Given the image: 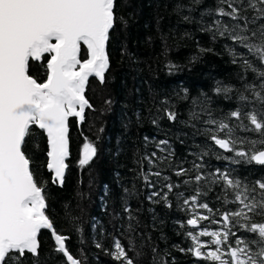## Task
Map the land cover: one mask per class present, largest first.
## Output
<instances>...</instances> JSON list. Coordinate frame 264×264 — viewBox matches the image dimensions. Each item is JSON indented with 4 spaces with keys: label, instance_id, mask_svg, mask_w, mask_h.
I'll return each mask as SVG.
<instances>
[{
    "label": "snow or ice",
    "instance_id": "obj_1",
    "mask_svg": "<svg viewBox=\"0 0 264 264\" xmlns=\"http://www.w3.org/2000/svg\"><path fill=\"white\" fill-rule=\"evenodd\" d=\"M117 2L0 0V264H24L29 257L31 264H47V258L42 260L40 253L38 237L42 230L50 231L54 244L48 251L50 255L60 254V264H86L85 258H77L69 251L66 245L69 237L61 234L54 220L46 214L48 181L41 179L40 168L46 166L51 183L63 186L68 168L66 159L70 155L69 118L84 122L85 109L92 107L86 98L89 80L94 77L104 84L110 69L107 51L110 33L118 23L125 27L128 24L123 16H117ZM204 3L205 0H183L174 4L173 12L180 15L187 7L189 14L181 15V19L192 23L191 12ZM200 17L195 22L200 31L210 35L211 41H231V45L224 47L231 63L240 70L237 79L241 86L234 88L218 81L213 91L223 94L225 100H235L234 108L217 119L214 112L218 110L211 107V98L202 93V99L192 100L186 120H179V112L170 98L160 100L155 111L150 109L146 118L137 114V124L147 119L160 129L163 121L173 125L179 121L193 129V137L202 136L204 141L194 145L198 152L189 153L194 158L190 168H185L183 162L172 168L175 152L170 139L156 141L152 138L162 155L153 151L151 155L140 157L136 161L140 166L136 177L142 178L151 189L147 196L149 201L169 208L173 207L169 194L181 185L194 191L187 198L181 191L174 194L175 207L188 216L183 226L193 229L181 233L192 244L179 251L195 257L196 264H264V176L241 177L228 164L223 170L216 167L209 171V159H206L214 157L232 165L264 167V0H213L211 6L201 11ZM206 18H211V22ZM199 51L207 53L213 49L200 48ZM192 59L195 61L197 57ZM33 64H38V75L42 72L46 77L43 82L30 74ZM176 67L168 65L170 72ZM249 74L251 80L246 79ZM183 93H176L178 102L189 99L188 90L183 89ZM196 122L204 127L198 128ZM33 126L46 134V165L42 162L35 168L33 158L25 151ZM240 130L248 135H239ZM177 139L181 145L186 143L179 136ZM144 142L148 144L149 137L145 136ZM97 152L95 144L86 139L79 154V167L89 166ZM144 161L150 169L157 161H167L181 183H172L170 177H162L161 171L145 172ZM150 176L162 178L161 189L167 191H157ZM214 188L220 189L221 195L216 196V201H222L227 211L214 210L209 203L200 202L205 197L211 199L209 193ZM124 192L132 195L127 188ZM65 208L68 218L71 212L67 206ZM202 210L215 211L221 219L203 215ZM124 212L129 217L125 230L127 242L113 236L111 247L105 248L99 242L95 247L114 264H139V259L145 255L143 249L136 250L139 220L132 215L130 206H126ZM203 221L222 227L193 234L197 227H202ZM233 228L243 231L238 235ZM75 230L82 231L80 227ZM206 237L211 239L202 242ZM150 251L152 264H164L156 247H151Z\"/></svg>",
    "mask_w": 264,
    "mask_h": 264
},
{
    "label": "trees",
    "instance_id": "obj_2",
    "mask_svg": "<svg viewBox=\"0 0 264 264\" xmlns=\"http://www.w3.org/2000/svg\"><path fill=\"white\" fill-rule=\"evenodd\" d=\"M183 0H118L116 14L123 16L127 26L118 23L110 33L107 51L110 56V69L106 73V82L100 84L96 78H90L86 89V98L92 105L85 109V120L78 123L75 118H69V152L66 160L68 168L65 172L63 186L51 183V174L46 166L40 168L41 179L48 181V209L47 213L54 220V226L61 233L69 237L66 245L77 258H85L86 264H114L110 257L95 247L97 242L105 248L111 247L112 237L116 236L126 243L125 230L128 227V214L124 212L130 206L132 215L139 220L137 230L136 250L143 249L145 255L139 259V264H152L151 247H156L164 258V264H196V258L179 248H188L192 241L185 239L181 233H186L192 226L184 227L188 218L183 210H178L176 191L184 192L185 198L194 194L191 188L181 185L178 190L169 194L173 207L154 204L147 199L151 189L146 187L142 178L136 173L140 166L136 161L145 154L153 151L162 155L152 142L160 139H170L175 152L172 168L183 162L185 168H190L193 157L190 152H198L194 145L202 144L204 137H193V129L186 128L177 121L174 125L163 121L160 129L151 125L147 119L137 124V114L148 117L149 110L155 111L160 100L170 98L179 112V120L188 119V112L194 98H201L207 94L211 98V107L217 109L214 116L219 119L223 112L234 108L235 100L223 99V94H216L213 89L217 82L239 88L241 82L237 79L240 71L237 65L231 63V57L225 51V45L231 41L220 39L211 41L210 35L202 32L195 21L201 19L200 13L213 4V0H205L203 6H197L191 12L194 22L188 23L181 19V15H188L185 7L180 15L173 12L174 4ZM211 22V18H206ZM185 33H188L185 36ZM200 48H212V52L201 53ZM47 55V54H46ZM193 57H197L193 61ZM177 66L169 71L168 65ZM38 64H33L30 74L43 82L42 72L37 73ZM251 74L246 79L251 80ZM183 89L188 90L189 99L177 101L176 93L184 95ZM110 101L111 103H106ZM198 110V109H197ZM206 119L207 117H202ZM197 123L198 128L204 125ZM187 133V135H184ZM239 135H248L240 130ZM150 142L145 144L144 137ZM177 136L186 143L181 145ZM91 141L98 149L97 156L89 166L79 167V154L85 140ZM25 151L33 158V167L46 165V135L42 130L33 126L32 135L28 138ZM224 155H229L224 153ZM209 159V171L224 165L234 168L243 177L258 179L264 176V167L232 165L229 161ZM199 162V161H197ZM168 162L157 161L149 168L147 161L143 162L145 172L161 171L162 177L168 176L172 183H181V179L174 176ZM184 179H187L185 177ZM149 180L161 189L163 179L150 176ZM130 190L132 195L124 192ZM221 195L219 188L201 199L209 206L227 211L228 207L216 201ZM126 202V203H125ZM65 206L70 209L71 216L65 217ZM234 210V209H233ZM214 220H220V214L208 213ZM71 217L78 218L73 221ZM259 222V217L256 218ZM202 227H197L193 234L201 230L216 231L221 224L203 221ZM96 227L93 228L92 225ZM80 227L82 231H76ZM237 231L236 228L232 229ZM243 230L237 231L239 235ZM38 239L41 242V259L47 258V264H60V254H49L50 245L54 244L48 230H42ZM211 239L202 238V242ZM234 244L235 241L233 240ZM178 245L179 247H174ZM168 253V255H165ZM130 255L135 256L134 252ZM31 264V258L24 262Z\"/></svg>",
    "mask_w": 264,
    "mask_h": 264
},
{
    "label": "water",
    "instance_id": "obj_3",
    "mask_svg": "<svg viewBox=\"0 0 264 264\" xmlns=\"http://www.w3.org/2000/svg\"><path fill=\"white\" fill-rule=\"evenodd\" d=\"M82 58H86V57H84V56H82ZM94 78V77H93ZM46 135V134H45ZM67 160V159H66ZM50 232V231H49Z\"/></svg>",
    "mask_w": 264,
    "mask_h": 264
}]
</instances>
